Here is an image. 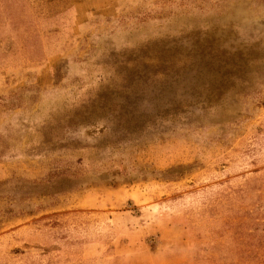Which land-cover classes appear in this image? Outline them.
Masks as SVG:
<instances>
[{"label": "rangeland", "instance_id": "obj_1", "mask_svg": "<svg viewBox=\"0 0 264 264\" xmlns=\"http://www.w3.org/2000/svg\"><path fill=\"white\" fill-rule=\"evenodd\" d=\"M0 264H264V0H0Z\"/></svg>", "mask_w": 264, "mask_h": 264}]
</instances>
